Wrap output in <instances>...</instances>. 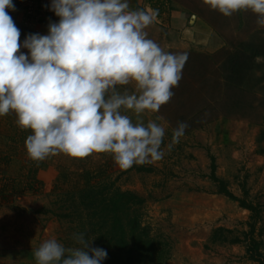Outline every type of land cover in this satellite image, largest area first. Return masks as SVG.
I'll return each mask as SVG.
<instances>
[{"label": "rangeland", "instance_id": "1", "mask_svg": "<svg viewBox=\"0 0 264 264\" xmlns=\"http://www.w3.org/2000/svg\"><path fill=\"white\" fill-rule=\"evenodd\" d=\"M17 4L21 20L22 1ZM168 6V19L150 25L148 38L167 52L188 53V60L171 100L158 113L142 115L145 123L162 117L157 121L166 129L161 160L121 169L108 153L51 156L37 169L41 184L28 190L35 165L15 116L0 117V264H35L33 250L51 237L72 246L79 225V194L73 186L85 172L91 182L144 199L142 224L169 247L164 264H258L247 253L250 238L264 255V27L250 11L225 17L203 0H168ZM172 17L182 21L180 26L171 25ZM190 26L208 32L209 44L171 48L180 27ZM33 32L46 35L48 27ZM179 122L189 126L168 151ZM212 158L216 175L231 192L260 210L254 228L250 211L215 193ZM220 227L232 231L223 233L226 240L213 236ZM235 238L240 242H232Z\"/></svg>", "mask_w": 264, "mask_h": 264}, {"label": "clouds", "instance_id": "2", "mask_svg": "<svg viewBox=\"0 0 264 264\" xmlns=\"http://www.w3.org/2000/svg\"><path fill=\"white\" fill-rule=\"evenodd\" d=\"M203 3L225 17L250 11L264 27V0ZM6 9L15 11L12 0H0V117L14 115L20 130H30L28 159L108 153L129 169L165 156L162 117L145 123L142 115L171 100L188 53L167 52L148 38L158 9H132L129 0H51L58 22L22 43ZM129 85L132 91L121 87ZM188 126L179 122L172 130L168 151ZM94 239L85 232L72 234V246L45 239L33 250L35 264H102L108 253L93 247Z\"/></svg>", "mask_w": 264, "mask_h": 264}, {"label": "trees", "instance_id": "3", "mask_svg": "<svg viewBox=\"0 0 264 264\" xmlns=\"http://www.w3.org/2000/svg\"><path fill=\"white\" fill-rule=\"evenodd\" d=\"M152 9H158L160 17L168 13V0H145ZM21 141L31 134L30 130H20ZM5 163L9 157L3 158ZM35 165L30 172L25 189H34V184H41L35 177L37 169L43 162H32ZM211 180L217 185L215 193L223 194L232 200L238 201L240 206L252 213L254 223L260 218V210L249 204L245 199L236 197L228 188V182L216 175V166L212 158ZM73 186V191H78L79 219L78 232H85L88 238H95L93 247H100L107 251V258L102 264H164L169 257L168 244L151 235L150 228L141 222L140 208L144 199L132 191L111 189L104 184L91 182V176L85 172ZM246 193V192H245ZM72 217L73 214H66ZM231 230L217 228L213 236L215 240L224 239L223 233ZM232 242H240L235 238ZM260 243L254 238L249 239L247 253L249 258L258 264H264V255L260 251Z\"/></svg>", "mask_w": 264, "mask_h": 264}, {"label": "crops", "instance_id": "4", "mask_svg": "<svg viewBox=\"0 0 264 264\" xmlns=\"http://www.w3.org/2000/svg\"><path fill=\"white\" fill-rule=\"evenodd\" d=\"M18 0H12V3L15 6V11L11 10V9H6V11L8 12V14L12 17L13 21L15 22V25L20 29L21 32V36H20V42L22 43L23 40L29 35L34 33L32 29L27 28L26 26H24L22 24V22H20V16H19V12H18V4H17ZM130 3V7L132 9H147V8H151V6L149 4H147L145 2V0H129ZM152 9V8H151ZM168 19V17H166L165 13H163L160 17H157V21L154 22V24H163V22ZM171 25H179L181 24V20L177 17H172L170 19ZM181 30L177 31L176 33V37L177 40L174 41V44L171 46V48H181V49H185L188 48L190 46H206L209 44L211 38V35L208 32H204L199 30V28L197 27H188V28H181ZM175 37V39H176Z\"/></svg>", "mask_w": 264, "mask_h": 264}, {"label": "built area", "instance_id": "5", "mask_svg": "<svg viewBox=\"0 0 264 264\" xmlns=\"http://www.w3.org/2000/svg\"><path fill=\"white\" fill-rule=\"evenodd\" d=\"M21 22L27 28L39 31L41 27H48L50 22H58L59 18L50 10L51 0H21Z\"/></svg>", "mask_w": 264, "mask_h": 264}]
</instances>
